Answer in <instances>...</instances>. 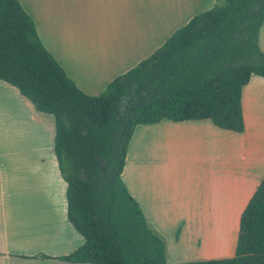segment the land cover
<instances>
[{
  "label": "crops",
  "instance_id": "obj_1",
  "mask_svg": "<svg viewBox=\"0 0 264 264\" xmlns=\"http://www.w3.org/2000/svg\"><path fill=\"white\" fill-rule=\"evenodd\" d=\"M17 2L66 77L83 94L97 96L215 0ZM257 46L264 55V21ZM240 106L241 133L208 120L164 119L133 130L120 179L173 256L233 255L240 213L264 176L263 78L250 76ZM46 116L0 81V168L30 176L33 187L13 201L25 214L0 215V264H70L54 258L82 245L65 217V184L52 151L53 121ZM15 228L16 236L9 232ZM24 232L29 234L18 237Z\"/></svg>",
  "mask_w": 264,
  "mask_h": 264
},
{
  "label": "trees",
  "instance_id": "obj_2",
  "mask_svg": "<svg viewBox=\"0 0 264 264\" xmlns=\"http://www.w3.org/2000/svg\"><path fill=\"white\" fill-rule=\"evenodd\" d=\"M264 0H215L149 57L83 94L38 40L17 0H0V81L53 121L52 151L65 184V217L82 238L70 264H167L120 174L138 125L208 120L241 133V89L264 79L257 35ZM186 264H264V176L240 213L233 255Z\"/></svg>",
  "mask_w": 264,
  "mask_h": 264
},
{
  "label": "rangeland",
  "instance_id": "obj_3",
  "mask_svg": "<svg viewBox=\"0 0 264 264\" xmlns=\"http://www.w3.org/2000/svg\"><path fill=\"white\" fill-rule=\"evenodd\" d=\"M46 116V115H44ZM51 118L50 116H46ZM1 162V160H0ZM181 167V166H180ZM182 168V167H181ZM13 171L14 173L10 172ZM30 176L23 175V174H15L13 169H8L7 167L0 168V215L5 217H13L25 214L24 209L25 207H17L13 203V201L22 200L23 197H27L32 192V184L29 180ZM35 187H38V184H35ZM38 189V188H37ZM28 213V209H27ZM22 222V221H21ZM27 224L19 223L17 226H26ZM11 235L17 234V229L15 228V232L10 231ZM28 232L20 233L18 237L28 235ZM16 248H18V244H16ZM165 255H166V262L167 264H186L189 260H203V257L197 256L198 253L195 254H181L178 256H173L170 250H166L165 248Z\"/></svg>",
  "mask_w": 264,
  "mask_h": 264
}]
</instances>
